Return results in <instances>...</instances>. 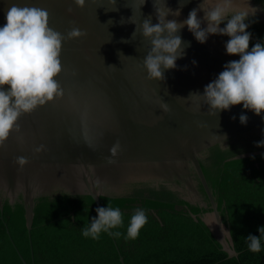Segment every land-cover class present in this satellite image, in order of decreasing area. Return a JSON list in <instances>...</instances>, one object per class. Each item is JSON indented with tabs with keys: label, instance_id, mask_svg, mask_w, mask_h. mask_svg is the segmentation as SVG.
<instances>
[{
	"label": "water",
	"instance_id": "1",
	"mask_svg": "<svg viewBox=\"0 0 264 264\" xmlns=\"http://www.w3.org/2000/svg\"><path fill=\"white\" fill-rule=\"evenodd\" d=\"M201 2L191 0L180 16L169 14L167 19L183 21ZM249 2L260 9L246 21L251 49L264 44V0ZM13 4L46 9L50 26L64 35L73 27L87 33L63 43L57 77L63 96L23 114L20 132L0 145V213L20 238L26 230L30 239L37 222L110 203L126 215L143 209L162 229L164 216L196 220L204 214L202 221L222 249L237 256L216 203L239 188L264 190V147L257 146L264 141V114L240 104L218 117L202 100L187 99L190 93H203L227 62L239 60V55L226 53L229 37L210 35L202 44L185 25L179 35L191 46L175 69L164 72L165 80L155 81L143 67L151 45L139 25L148 16L153 24L159 22L154 5L175 11L179 0H117L118 11L111 0H86L84 8L74 0H0V27ZM198 15L202 19L203 11ZM136 25L132 41L123 43L131 40ZM241 114L248 117L246 125ZM117 141L120 151L109 163V150ZM40 145L44 150L38 153ZM18 156L28 163L20 167ZM2 240L0 223V247ZM119 260L124 264L121 256Z\"/></svg>",
	"mask_w": 264,
	"mask_h": 264
},
{
	"label": "clouds",
	"instance_id": "2",
	"mask_svg": "<svg viewBox=\"0 0 264 264\" xmlns=\"http://www.w3.org/2000/svg\"><path fill=\"white\" fill-rule=\"evenodd\" d=\"M74 2L80 8L86 6V0ZM116 2L117 0H111L114 11L119 10L115 7ZM190 2L191 0H185L181 3L179 0L180 7L175 11L167 6L165 10L154 5L159 22L153 24L152 17L148 16L140 23L139 33L151 45L143 58V67L147 71L148 79L165 80L164 72L175 69L177 60L185 56V49L191 46L190 42L184 41L179 35L185 25L202 44L207 42L210 35L227 36L229 39L225 43L226 53L239 55V60L227 62L224 70L205 86L203 93H190L187 99L202 100L210 114L218 117L222 111L240 104L258 116L264 114V44L257 42L250 49L252 33L248 31L250 23H246L251 17H255L260 9L251 6L249 0H246V3L241 0H202L198 7L189 12L187 19H167L169 14L180 16L181 9ZM72 10L71 7L67 9L69 13ZM201 11L204 13L202 19L198 15ZM6 21L7 23L0 27V145L11 133L20 132L18 121L23 114L31 113L38 106L53 100L55 96H63V88L57 81L62 71L63 43L87 35L78 27H73L66 35L56 31L50 26V13L39 7H19L13 4L7 10ZM108 22L114 23L111 19ZM205 23L206 27H202ZM222 23H225L224 27H221ZM120 24H124L122 19ZM137 30L136 25L131 40L122 42L130 43ZM193 64H196V61H193ZM161 107L168 111L167 103H162ZM239 119L242 124L246 125L248 122V117L244 114H241ZM214 138L225 141L227 136L215 135ZM257 146L264 147V141H260ZM120 148L118 141L110 148L109 163L114 162L111 157H115ZM43 150L44 145L35 149L38 153ZM15 163L23 167L28 160L18 156ZM96 212L98 218L93 217L90 224L82 228V235L97 240L104 232L119 238L121 232L110 230L122 226L121 210L118 207L113 208L109 203L106 208L97 207ZM147 222L145 210L136 209L131 216L125 239H137ZM258 231L259 237L251 234L246 237L248 249L253 253L261 251V239L264 238V227H260Z\"/></svg>",
	"mask_w": 264,
	"mask_h": 264
},
{
	"label": "trees",
	"instance_id": "3",
	"mask_svg": "<svg viewBox=\"0 0 264 264\" xmlns=\"http://www.w3.org/2000/svg\"><path fill=\"white\" fill-rule=\"evenodd\" d=\"M216 204L237 256L229 257L222 249L202 221L204 214L196 220L164 216L165 229L148 220L135 240L125 239L132 215L123 214L122 226L110 230L121 232L119 238L104 232L97 240L85 238L82 228L98 218L94 205L33 224L30 239L26 230L20 238L0 213V264H23L20 256L27 264H122L120 256L124 264H264V238L259 253L251 252L246 241L250 234L259 237L258 229L264 227V190L239 188Z\"/></svg>",
	"mask_w": 264,
	"mask_h": 264
}]
</instances>
